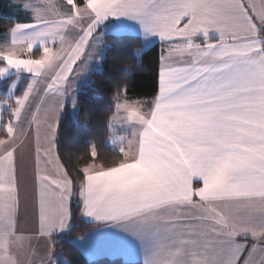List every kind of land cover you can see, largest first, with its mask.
<instances>
[{"label":"snow or ice","instance_id":"6c2138e0","mask_svg":"<svg viewBox=\"0 0 264 264\" xmlns=\"http://www.w3.org/2000/svg\"><path fill=\"white\" fill-rule=\"evenodd\" d=\"M10 7L27 18L6 27L0 45V78H16L0 99V264H84L56 251L76 221L92 228L69 241L87 264H264V0ZM157 40L150 102L129 97L126 79L107 86L112 161L89 139L90 159L70 170L61 121L79 127L81 107L101 98L105 85L90 77L104 75L112 53L126 78Z\"/></svg>","mask_w":264,"mask_h":264},{"label":"trees","instance_id":"16d2710c","mask_svg":"<svg viewBox=\"0 0 264 264\" xmlns=\"http://www.w3.org/2000/svg\"><path fill=\"white\" fill-rule=\"evenodd\" d=\"M78 3H82V0H77ZM14 21L7 16L0 15V40L3 39L4 30L10 26ZM139 47V45H135ZM38 54V53H36ZM160 48L159 44L155 43L144 50V54L141 60L137 63L140 67L136 68L126 78L121 73V69L125 66L120 60L115 59L112 53H108L107 60L104 63L105 73L103 76L93 75L90 79L97 80L100 84L105 85L101 88L97 85V91L100 93L101 98L96 100L93 105H90L86 110L81 107V113L79 117L80 126L74 127L73 121L70 117H67L61 121V133H60V155L64 163L72 167H78L77 161L80 159L88 160L89 145L86 141L89 139L95 140L99 146L100 161L110 163L114 157V153L111 148L104 144L103 141L107 137V132L103 127V123L107 115L111 114L110 104L112 100L113 90H110L107 86L112 84L114 80L126 79L128 83V96L134 99H143L145 101H151L156 91L157 84V70L159 64ZM8 82H5L0 86V99L6 98L2 91L7 89ZM25 86V85H24ZM23 87V86H22ZM22 90H18L16 95H20ZM70 107V105H69ZM88 113H92V123L84 126V120ZM2 115L7 121L8 113L6 110L2 112ZM69 133L72 135L69 136ZM77 227L68 236L60 238L56 245V251L71 252L77 259H81L84 264H87L88 259L81 257L76 252V249L69 243V241L83 233L92 230L90 225H87L81 221H76ZM67 257H62L66 259ZM100 264H112V259L100 258L98 259ZM119 264H123V261L117 259Z\"/></svg>","mask_w":264,"mask_h":264},{"label":"rangeland","instance_id":"374dc122","mask_svg":"<svg viewBox=\"0 0 264 264\" xmlns=\"http://www.w3.org/2000/svg\"><path fill=\"white\" fill-rule=\"evenodd\" d=\"M11 4L12 3H10L9 1H8L7 4L5 2L2 3V4H0V15H3L4 13H7V16L10 19H12L14 22L17 21V20H21V21L25 20L27 18L26 15H25V13L22 10H18V9H16L14 7H10ZM9 39H10V37H9ZM3 43H4V37H3V39L0 40V45H2ZM36 55L38 56L39 53L36 54ZM22 56H26V54H22ZM15 79H16L15 76L9 77L7 79L0 78V86L2 84H4L5 82H8L7 89L5 91H2L4 93V95H5V97L7 96L8 91L11 88L12 81L15 80ZM23 88H24L23 81L18 82V87H16L15 89H12L13 94L16 95L17 91L19 89L20 90H23ZM139 100H141V99H139ZM4 110H5L4 107H0V115H2V112Z\"/></svg>","mask_w":264,"mask_h":264},{"label":"crops","instance_id":"0c3cea01","mask_svg":"<svg viewBox=\"0 0 264 264\" xmlns=\"http://www.w3.org/2000/svg\"><path fill=\"white\" fill-rule=\"evenodd\" d=\"M8 1L10 3H13V0H0V4H2L4 2L7 4ZM3 15L4 16H7V13H4ZM156 43L159 44V48L161 49V45H160V43H159L158 40L156 41ZM141 100H143V99H141ZM118 131H119V129H118ZM32 145H34V140L32 139V136L30 135L29 136V139L25 141V147H24V156H25L24 162L28 165V173H29V175H31L32 167L34 165V151L31 148ZM18 156H19V152H18ZM60 238L61 237H56L57 240H59ZM57 252H59V251H57ZM18 258L21 259V260L24 259L23 256H19ZM86 258L89 259L88 257H86ZM100 258L113 259L111 257H99L97 259H100ZM116 259H120V260L123 261L124 260V257H119V258H116ZM141 259H142V257H141Z\"/></svg>","mask_w":264,"mask_h":264}]
</instances>
